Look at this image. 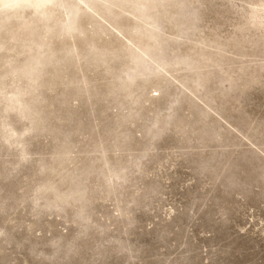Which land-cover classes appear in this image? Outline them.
Listing matches in <instances>:
<instances>
[{
	"label": "rangeland",
	"instance_id": "rangeland-1",
	"mask_svg": "<svg viewBox=\"0 0 264 264\" xmlns=\"http://www.w3.org/2000/svg\"><path fill=\"white\" fill-rule=\"evenodd\" d=\"M0 264H264V0H0Z\"/></svg>",
	"mask_w": 264,
	"mask_h": 264
},
{
	"label": "bare ground",
	"instance_id": "bare-ground-1",
	"mask_svg": "<svg viewBox=\"0 0 264 264\" xmlns=\"http://www.w3.org/2000/svg\"><path fill=\"white\" fill-rule=\"evenodd\" d=\"M45 2H47V1H45ZM71 9V8H70ZM70 11V10H69Z\"/></svg>",
	"mask_w": 264,
	"mask_h": 264
}]
</instances>
